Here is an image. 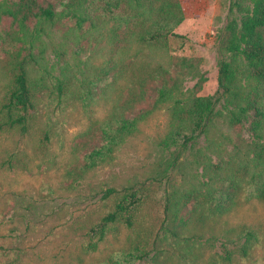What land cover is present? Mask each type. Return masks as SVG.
I'll use <instances>...</instances> for the list:
<instances>
[{
  "label": "trees",
  "instance_id": "16d2710c",
  "mask_svg": "<svg viewBox=\"0 0 264 264\" xmlns=\"http://www.w3.org/2000/svg\"><path fill=\"white\" fill-rule=\"evenodd\" d=\"M58 9L57 0L0 2V132L28 134L45 96L52 101L45 106L49 110L47 122L56 109L64 111L78 105L94 118L95 107L105 102L108 114L91 119L76 146L73 171L85 177L112 163L115 153L166 107L169 123L162 144L178 156L163 172L169 183L171 168L210 134L221 111L232 126L253 116L251 153L228 161L214 150L219 158L217 165L202 164L203 176L208 179L203 183L204 193L195 184L186 189H165L161 196L163 238H158L160 231L155 228L141 230L129 238L116 264L157 259L163 252L156 245L158 240L177 251L178 245H190L203 237L199 230L209 231L212 240L225 238L234 246L228 249V264L237 257H250L258 234L245 226L231 227L228 213L238 203L243 186L255 188L264 202V0H231L230 20L221 40L219 89L209 97H186L181 89V71L177 68L193 71L195 67L170 52V38L177 37L175 30L185 20L179 0H68ZM57 23L69 26L67 38L75 45L86 41L90 55L80 78L65 64L60 68L61 75L53 76L49 84L47 76L38 78L31 72L45 70L46 51L38 44L46 29L50 33ZM155 85L153 104L143 108ZM54 102L57 105L50 112ZM212 147L210 141L208 149ZM17 158L13 156L7 164L13 166ZM113 193L110 190L105 197ZM145 203L144 194L134 189L126 191L114 210L101 219L94 234L104 240L108 227L117 224L136 231L137 213ZM154 249L158 255L151 257ZM190 251L181 250L177 256L186 259L193 255Z\"/></svg>",
  "mask_w": 264,
  "mask_h": 264
},
{
  "label": "rangeland",
  "instance_id": "374dc122",
  "mask_svg": "<svg viewBox=\"0 0 264 264\" xmlns=\"http://www.w3.org/2000/svg\"><path fill=\"white\" fill-rule=\"evenodd\" d=\"M67 1L57 0L58 10ZM179 2L185 20L175 30L177 37L170 38V52L176 59H188L195 67L193 71L177 68L181 71L182 92L186 97L213 96L219 89L221 40L230 20L231 0ZM68 28L57 23L50 33L46 29L47 34L38 44L46 51L45 70H33L32 76H47L52 84V77L60 76V68L67 64L81 77L90 47L84 40L75 45L67 38ZM156 94L155 85L143 108L153 104ZM51 102L45 96L28 134L0 132V264H116L129 238L137 236L141 230L155 228L160 231L158 238H163L161 196L165 189L171 190L173 186L186 189L195 184L204 193L203 183L208 179L203 176L202 164L217 165L219 158L213 151L217 150L228 161L242 159L251 153L254 142L250 129L253 116L232 126L221 111L210 134L171 168L168 183L163 172L175 164L178 156L174 149L168 150L162 144L169 123L164 107L142 126L139 135L129 139L115 153L112 163L82 177L73 171L76 146L83 140L81 135L91 119L105 117L109 107L101 101V106L95 107L94 118L88 117L80 105L64 111L56 109L47 122L49 110L45 106ZM55 105L57 102L50 112ZM210 141L213 147L208 149ZM13 156L18 157L17 161L9 166L7 162ZM130 189L146 196V203L137 213L136 231L122 224L113 225L101 240L94 231ZM110 190L114 193L105 197ZM238 198V203L228 213L229 225L252 229L257 232L259 241L250 257H237L232 264H264V202L257 197L255 188L248 186H243ZM199 233L204 236L190 245H178L177 251L168 242L158 240L156 245L163 252L157 259L132 264H228L225 258L228 249L233 250L234 246L228 245L225 238L212 240L209 231L199 230ZM181 250L193 255L179 259L177 252ZM153 255H158L157 249L151 252V257Z\"/></svg>",
  "mask_w": 264,
  "mask_h": 264
}]
</instances>
